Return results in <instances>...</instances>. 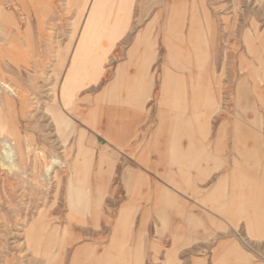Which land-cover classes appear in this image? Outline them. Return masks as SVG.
Here are the masks:
<instances>
[{
	"label": "rangeland",
	"instance_id": "obj_1",
	"mask_svg": "<svg viewBox=\"0 0 264 264\" xmlns=\"http://www.w3.org/2000/svg\"><path fill=\"white\" fill-rule=\"evenodd\" d=\"M0 4L6 19L0 18V71L16 81L14 88L25 98L20 105L14 91L0 83V264H98L95 253L103 255L100 264H113L108 248L117 236L111 227L118 203L115 197H104L94 180L100 168L94 161L102 146L96 126L102 113L113 110L107 105L102 111L105 93L141 36L155 44L149 72L156 85L143 87L152 89L145 100L146 112L156 117L154 106L164 86L158 84L167 56L164 34L180 33L183 23L182 35L187 38L192 20L198 23L189 42L203 40L196 50L207 53L213 78L208 81L206 73L197 85L187 87L188 93L192 87L207 93L197 102V111L191 96L183 100L177 96L178 112L172 116L173 138L178 141L180 132L187 131L189 171L201 163L213 164L209 159L215 133L221 141L237 142L230 128L243 120L236 108V89L240 77L248 74L247 64L253 68L248 125L258 139V132L264 130V0H101L93 10L91 0H0ZM123 4L126 9L121 12ZM100 22L107 29L102 35L91 30ZM204 28L207 36L201 34ZM87 35H92L87 37V48L93 52L99 46L116 47L103 63L101 78L80 74L73 81L72 104L63 109L62 84L73 53ZM177 87L166 84L165 90ZM256 90L263 96L255 95ZM8 99L13 102L6 104ZM165 105L171 107V102ZM180 105L186 112L180 114ZM59 109L62 118L54 123L52 115ZM201 145L205 149L196 148ZM235 157L237 170L239 157ZM260 171L252 173V188ZM252 216H260L256 226H264V213ZM237 238L241 248L254 255L220 264H264V240L263 245H250V240L260 243L254 230L247 235L241 230ZM121 242L116 240L123 247L116 264H213L190 261L189 252L180 254L179 247H157L151 260L148 247ZM169 248L171 260L165 261Z\"/></svg>",
	"mask_w": 264,
	"mask_h": 264
},
{
	"label": "crops",
	"instance_id": "obj_2",
	"mask_svg": "<svg viewBox=\"0 0 264 264\" xmlns=\"http://www.w3.org/2000/svg\"><path fill=\"white\" fill-rule=\"evenodd\" d=\"M197 26L192 20L187 38L182 35L183 23L180 33L164 34L167 56L158 84L164 86L154 106L156 117H149L146 112V99L151 97L148 93L152 89L143 87L156 85L149 72L155 59V44L143 36L138 38L126 64L117 70L105 93L102 111L107 105L113 110L110 114L102 113L103 119L100 118L96 126L102 146L94 161V165L100 167L94 180L100 183L104 197H115L118 203L116 221L111 227L117 236L108 248L113 264L123 257V247L117 246L116 240L122 241L120 245L148 247L151 260L157 247H179L180 254L189 252L190 261H213V264L242 261L245 256L254 255L252 250L246 253L241 248L237 238L241 230L244 235L254 230L261 238L260 243L250 240V245H263L264 226H256L260 216L252 215L264 213V130L258 132V139L253 137L248 125L252 114L249 101L253 93L248 87L251 78L240 77L237 84L236 108L243 120H237L230 128L234 132L232 138L237 135V142L221 141L215 133L209 159L213 164L201 163L194 171H189L188 142L184 136L187 131L180 132L178 141L172 135V116L178 112L176 97L183 100L191 96L195 102L192 108L197 111V102L207 93L194 87L188 93L187 87L193 82L197 85L205 79L206 73L208 81L213 78L207 66V53L198 54L196 50L203 40L189 42L198 32ZM115 47L99 46V51L93 52L84 45L82 50L77 48L73 53L63 82L68 80L67 109L72 104L69 96L73 81L80 74L101 78L103 63ZM93 62L97 64L93 66ZM171 83L180 87L166 92L165 85ZM254 94L260 93L256 90ZM166 101L171 102V107L165 105ZM183 109L181 106L180 114L186 112ZM196 148L205 149L204 145ZM236 155L240 165L237 170L234 167ZM260 157L263 161L259 163ZM220 164L224 165L223 170H214ZM259 171L261 177L259 181L256 179L257 184L253 182L252 188V173L258 175ZM82 252H77L75 260L81 258ZM169 252L165 261L171 260L172 249ZM93 256L100 264L103 255L95 253Z\"/></svg>",
	"mask_w": 264,
	"mask_h": 264
},
{
	"label": "bare ground",
	"instance_id": "obj_3",
	"mask_svg": "<svg viewBox=\"0 0 264 264\" xmlns=\"http://www.w3.org/2000/svg\"><path fill=\"white\" fill-rule=\"evenodd\" d=\"M92 1V10L95 8V7H99V5H100V2H101V0H91ZM126 4V3H125ZM125 4H123V5H121L120 6V10H121V12H123L125 9H126V5ZM1 5V4H0ZM20 6H21V4H19ZM1 7V6H0ZM22 8V7H21ZM34 9H36V8H34ZM37 10V9H36ZM41 10V9H40ZM24 12V11H23ZM44 12V11H43ZM42 12V13H43ZM81 12H83V11H81ZM3 11H2V9H0V18H1V20H6L5 18H4V15H3ZM44 14V13H43ZM84 14V13H83ZM37 15V14H36ZM42 15V14H41ZM85 15V14H84ZM6 17V16H5ZM41 17H43V16H41ZM84 17V16H83ZM4 22V21H3ZM91 26V25H90ZM105 26H103V24L100 22L99 24H94V25H92V28H91V30L93 29L94 30V32H96L97 34H99V35H102L103 33H105V32H103V31H106L107 29H105L104 28ZM77 29V28H76ZM115 29V28H114ZM113 29V30H114ZM78 30V29H77ZM89 30V28L87 29V31ZM91 30H89V33H91ZM86 31V32H87ZM207 31H205V28L203 29V31H202V33L205 35V36H207V33H206ZM204 42H205V45H206V40H204ZM87 44H88V40H87V38L85 39V38H83V42H82V44H80V49L82 50L83 49V46L85 45V47H86V49H87ZM1 51V50H0ZM7 54H10V52H7ZM264 59V58H263ZM260 60V59H259ZM258 60H256V62H257ZM247 64V63H246ZM259 65H260V63H259ZM206 67V66H205ZM247 67H248V74H247V76H245V77H248V78H253V72H252V70H253V68H252V66L250 65V64H247ZM5 73L4 72H1L0 71V83H2V85L3 86H5L6 88H8V89H10V90H13L14 91V93H15V95H16V97H17V101L20 103V105H22L23 103H24V101H25V98H24V96H23V92H21V91H19L18 89H15L14 88V85L15 84H17L16 83V81H14L12 78H6L5 76ZM255 80V79H254ZM67 82H68V80H66L65 81V83L63 84V86H62V89H61V99H62V102L64 103V108H66L67 106H68V95H67V90H68V87H67ZM6 104H11L13 101H11L10 99H8V100H6ZM58 103V102H57ZM63 108V107H62ZM62 113V114H61ZM174 114V113H173ZM61 115H63V112H62V110H57L53 115H52V120L54 121V123H57L58 121H59V119H61L62 117H61ZM18 138V137H17ZM3 144V143H2ZM8 159H11L12 157H10V156H8L7 157Z\"/></svg>",
	"mask_w": 264,
	"mask_h": 264
}]
</instances>
